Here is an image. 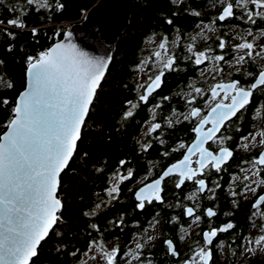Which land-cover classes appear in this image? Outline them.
I'll use <instances>...</instances> for the list:
<instances>
[{"label":"snow or ice","instance_id":"obj_1","mask_svg":"<svg viewBox=\"0 0 264 264\" xmlns=\"http://www.w3.org/2000/svg\"><path fill=\"white\" fill-rule=\"evenodd\" d=\"M0 3H3V0H0ZM26 5L36 7L37 11L40 8L53 7L48 0H26ZM249 5L252 6V10H249ZM234 7L244 10V15L247 17L245 23L254 25L258 18L264 19V0H235V3L225 2L216 20L225 22L234 18L236 15ZM62 8L63 5L57 0L55 10L59 11ZM12 11L15 12L16 9L13 8ZM24 11L21 10V16ZM6 23L9 27L21 29L26 27L20 16L9 19ZM0 24H4V21L0 20ZM5 32L9 36L14 35L8 32L7 28ZM36 32L37 29H32L33 36ZM247 35L252 37V41L241 37L242 42L234 47V51L241 53L235 57V65H242L246 60L255 61L256 57L264 59V45H260L257 51L254 43L256 36L250 29ZM261 36H264V30H261ZM70 37V32L64 33V39L68 40V43L57 42L36 57L28 58L26 88L19 94L11 108L6 131L0 134V264H30L31 259L38 254L39 245L57 223L58 212L62 207L56 195L58 178L76 150L89 106L104 76L106 61L89 58L70 42ZM218 47L223 50L226 41L220 39ZM159 49L161 51L153 53L155 57L160 58L162 51L167 55V38L159 44ZM188 52L191 53L190 59L194 58L193 63L197 66L209 59L214 62L225 60L223 55L209 57L205 51L195 52L192 45H189ZM174 64V56H167V59L162 61L159 73L154 77L149 76L147 85L142 86L144 91L139 96V101L144 103L149 101V97L161 86L164 70H172ZM222 71L223 69L217 67V75ZM248 75L253 74L249 72ZM213 79H216V76ZM7 87L11 88L12 85L9 83ZM258 89L264 91V68L258 71L253 77V82L247 87L239 80H218L213 83L208 89L209 95L205 100L209 105L207 113L202 115V109L192 107L190 112L183 116L186 121H197L192 128L196 136L195 142L187 147L182 159L170 165L159 178L136 191L137 208L143 209L145 202H162L161 184L172 176L178 178L175 185L178 189L186 181H193L198 192H205L207 190L205 180L197 177L204 175L207 169L222 171L223 166L234 155L232 150L223 146L224 140L231 137L217 134L221 133L222 128L233 117L251 104L254 92ZM194 92L204 95L202 89L198 87L194 88ZM194 100L195 97H192L187 102L192 104ZM2 103L8 105L9 101L4 99ZM136 106L131 104L132 108ZM132 115L133 112L129 110L125 113V118ZM160 127L159 123H153L148 129L149 134L156 132ZM242 139L250 140V143L242 145L245 150L256 147L257 143L261 149H264V130L250 133ZM217 141L221 145L218 151L214 152L205 146L209 142ZM179 147L183 149L185 145L181 143ZM194 156L197 158L193 161ZM124 163L121 161V166ZM247 163L250 166L247 172L250 174H245L243 181L248 183L243 184L242 192L234 191L232 196L246 197L251 193L255 197L251 205L254 210L253 216L259 214L264 218V193L258 192L259 188L264 187V150L258 151L257 155ZM131 176V172L127 176H119L118 182H123ZM235 179L241 178L237 176ZM216 187L220 186L216 185ZM114 193H118L116 186L111 187L108 192L109 196H113ZM184 214L194 217L196 222L201 219L196 215L193 207L185 208ZM205 215L211 219L217 213L212 208H208L205 209ZM261 227H264V224ZM234 228L235 225L228 222L219 228L212 227L204 231L202 234L204 246L193 249L192 256L185 261V264H214L213 252L208 246L214 243L219 233ZM246 239L247 246H244V252L253 254L256 251H264V234ZM165 244L171 256L178 255L171 240L165 241ZM142 247L141 243H136V250ZM98 251L105 264H116L117 248L109 252L100 246ZM128 254L132 255L133 259H139L134 252Z\"/></svg>","mask_w":264,"mask_h":264},{"label":"flooded vegetation","instance_id":"obj_2","mask_svg":"<svg viewBox=\"0 0 264 264\" xmlns=\"http://www.w3.org/2000/svg\"><path fill=\"white\" fill-rule=\"evenodd\" d=\"M185 2L187 0H177ZM198 6L188 5L184 11L193 16L190 18V26L186 31L181 32L179 26L171 33L179 36L175 48V64L172 70H164V77L173 72L187 71L189 74L181 87L172 90L169 94L159 93L160 90L154 92L147 103L139 101L137 96L136 104L140 106L147 104L159 105V111H175L180 117L179 119H165L172 125H186L188 128L187 136L183 139H134L136 143V151L133 153L123 154L115 164V167L106 173L104 188L110 189L113 186L118 187V193L113 196V212L115 223L111 227V235L104 238L100 236V242L111 241L114 248L118 249V257L116 264H176L188 260L192 256V250L203 247L202 234L204 231L212 227L219 228L232 222L235 228L228 232L219 233L214 243L208 247L212 249L214 264H226L230 256L242 253L244 246L247 245V239H253L263 233L264 218L259 214L253 216L251 208L255 197L248 193L245 195L232 196L234 191L240 193L243 190V181L245 174H250L247 169L250 167L247 161L254 158L261 149L257 143L256 147L245 150L242 145L250 143L242 137L249 136L250 133H256L264 130V91L256 90L254 92L252 102L244 110L239 112L233 119L221 130L217 135L231 137L223 142L224 147H228L233 151L234 155L231 160L223 166L222 171L216 172L215 169L205 170V174L198 176L197 179H204L207 190L203 193L197 191V186L193 181H186L181 188H176L177 177L172 176L166 178L161 184V200L152 203L145 202L143 209L137 208L138 201L135 199L134 192L141 185L151 181L159 176L161 171L169 164L179 160L187 146L194 140L195 133L192 128L197 123L196 120H184L183 116L187 115L192 107L202 109V115L207 113L209 105L205 103L209 93L208 89L218 80H239L245 87L253 82V77L259 70L264 68V59L256 57L255 61L246 60L242 65H235V57L241 53L234 51L236 44L242 42L241 37L252 41V37L247 35L250 29L256 36L254 41L257 51L259 46L264 45V36H261V30H264V19H257L256 24H248L244 21L247 19L244 10L234 7L235 17L225 22H219L216 17L222 10L225 2L235 3V0H198ZM249 10L252 6L249 5ZM242 17V18H240ZM208 26L211 33L207 35L205 32L198 30L200 27ZM163 35V36H164ZM164 36V37H166ZM226 41V47L221 50L218 47L219 40ZM189 45L193 46V50L205 51L209 57L215 55H223L224 61L214 62L211 59L205 61L199 66L190 59L191 53L188 52ZM210 50V51H209ZM217 67L223 71L217 75ZM239 69V70H238ZM160 71V70H159ZM158 71V72H159ZM251 72L253 75L249 76ZM157 73V72H156ZM216 76V79L213 77ZM191 81V84H190ZM163 84V83H162ZM201 88L204 95H198L194 92V88ZM167 97V99H164ZM195 97L192 104L187 101ZM142 129V128H141ZM141 132V130H140ZM139 132V135H140ZM163 133L166 131L159 128L152 134ZM138 135V138H139ZM146 138V136H145ZM183 143L185 148L181 149L179 145ZM152 144L159 146L157 155L149 152ZM145 146L146 149H145ZM212 151H218L221 146L219 141L209 142L205 145ZM164 157L169 159L163 165L158 164L157 159L153 156ZM130 157V158H129ZM139 160H134L133 158ZM197 157H193V161ZM125 163L121 166L120 162ZM195 167V164H193ZM131 172L132 176L118 182L119 176H127ZM239 176L241 179L236 180ZM219 185L220 187H216ZM193 191L196 194L197 202L189 199L187 193ZM258 192H264V187L259 188ZM112 196V197H113ZM190 206L196 210V215L201 217L196 222L194 217H186L184 214L185 207ZM212 208L217 215L209 219L205 215V209ZM168 223V228H167ZM153 231L157 241L155 245H148L145 239L148 238ZM135 239L137 243L143 245L142 249L132 251ZM171 240L178 253L177 256H171L167 251L165 241ZM134 252L139 259H133L128 253Z\"/></svg>","mask_w":264,"mask_h":264},{"label":"trees","instance_id":"obj_3","mask_svg":"<svg viewBox=\"0 0 264 264\" xmlns=\"http://www.w3.org/2000/svg\"><path fill=\"white\" fill-rule=\"evenodd\" d=\"M95 1L59 0L63 5L59 11L55 10L57 0H48L53 7L38 11L36 7L26 5V0H3L0 3V20L4 21L0 24V77L4 79V86L0 88V134L6 129L11 108L25 86L28 58L36 57L59 40L66 29L64 24L80 20ZM199 3L198 0L183 3L177 0H139L136 4L96 89L76 150L59 176L56 194L62 204L59 219L39 245L38 254L30 264H79L83 252L99 241L101 235L104 238L111 235L115 220L113 197L103 187L106 173L115 167L123 154L136 151L134 139L138 138L144 122L149 118L147 104L136 106L132 110L133 115L125 118L131 104H136L137 100L133 71L141 59L143 44L154 33L162 31L169 34L178 26L181 32L186 31L193 16L184 9ZM22 9L25 11L21 16ZM17 16L26 25L25 28L7 25L9 19ZM6 28L14 35H7ZM34 28L37 29L35 36L32 35ZM188 74L183 70L168 74L159 93L169 94L181 87ZM9 83L11 88L7 87ZM4 99L9 101L8 105H3ZM168 113L170 111H160L157 118L162 121L163 115ZM163 128L166 134H151L144 139H182L183 132H188L186 125ZM158 151L159 146L152 144L149 152L157 155ZM156 155L153 159H157L160 165L169 161ZM166 226L168 228V223ZM226 264L243 263L234 255L228 258ZM244 264H264V255Z\"/></svg>","mask_w":264,"mask_h":264},{"label":"water","instance_id":"obj_4","mask_svg":"<svg viewBox=\"0 0 264 264\" xmlns=\"http://www.w3.org/2000/svg\"><path fill=\"white\" fill-rule=\"evenodd\" d=\"M138 1L139 0H96L86 10L83 17L80 20L73 22L70 25V27L65 29V31L62 34V37L59 40L52 43L49 46V48L53 44L60 42V41H64L65 43H68L69 41L64 39V33L70 32L71 33L70 42L75 44L79 51L86 53L89 58H92L95 60L106 61V68H105V72H106V70L110 64L111 56L114 52L115 44L118 40V37L126 29L128 23H129L130 16H131L136 4L138 3ZM105 72H104V74H105ZM158 73L159 72L155 73L152 77H154ZM163 77H164V75H163ZM163 77H162V83H163ZM147 83L144 86H146ZM162 83H161V86H162ZM26 84H27V68L25 70V86L18 93L16 99L18 98L19 94L25 90ZM161 86L156 91H158L161 88ZM143 91H144V87L142 89V93H143ZM16 99H15V101H16ZM89 108H90V106H89ZM4 131H6V129ZM195 138H196V136L193 138L194 140L188 146H191L195 142ZM186 151H187V148H186L185 152ZM185 152H184V154H185ZM182 158H183V156L180 159H182ZM179 160H177V161L169 164L168 166H166L161 171V173L159 174L158 177L152 179L151 181H149L145 184H149L153 180L159 178L162 175V173L170 165L178 162ZM145 184L141 185L139 188L143 187ZM58 186H59V184H58ZM139 188H137L136 191L139 190ZM136 191L134 192V196H135ZM187 207H190V206H187ZM187 207H185V208H187ZM61 208L58 212V216L60 214ZM186 217H188V216H186ZM55 225L53 226V228L51 230L54 229ZM51 230H50V232H51ZM185 261H183L181 263H176V264H185Z\"/></svg>","mask_w":264,"mask_h":264},{"label":"rangeland","instance_id":"obj_5","mask_svg":"<svg viewBox=\"0 0 264 264\" xmlns=\"http://www.w3.org/2000/svg\"><path fill=\"white\" fill-rule=\"evenodd\" d=\"M198 30H200L201 32H205L207 35L211 33V29L209 27H200ZM163 35L164 34H162L161 32L151 34L145 40L143 44V48L141 50V59L133 71V82L135 84V89L137 91L136 98L138 94L141 92V90L143 89L142 86H144L149 81V76H153L156 72H158L162 68V61L166 60L167 56H174L175 58V55H176L175 48H176L179 36L176 33H173L167 36L164 35L166 37H164ZM165 38H167V48H168L167 55H165L162 51L161 57L157 58L153 55V53H155L156 51H161L159 49V44ZM193 51L198 52L197 50H193ZM190 84H191V81H190ZM3 86H4V79L0 77V88H3ZM135 108L131 107L129 110L132 111ZM158 113H160V111L156 105H150L148 107L149 118L144 122L139 138L137 139H142L143 137L145 138V136L147 137L148 135H151L152 133L149 134L148 129L151 127L153 123H159L161 125L160 128L165 130L163 127H171V124H169L168 122H164L165 119H171V118L179 119L180 117V115L177 112L171 111L170 113L165 114L166 116V118L164 116L165 119H162V121H160L159 118H157ZM182 136H183V139H185V137L187 136V132H183ZM187 195L188 197H191L192 200L197 202V198L195 197L196 194L193 191H189ZM152 232L153 231L149 230L147 233H150L148 238L152 237L153 239L149 240L147 238L144 240L145 243L150 246L155 245L157 241L156 239L157 237L155 236V234H152ZM262 234H264V230ZM137 241L138 239H135L132 246H130V249L132 251L135 249ZM100 243L101 244H98V241H96L94 245H90L87 248V250L83 252L79 264H105V261L103 260L100 252L98 251V248L100 246H103V249L105 251L110 252L114 248V246L111 241L100 242ZM262 255H264V251H256L253 254H249V253L242 251V253L239 255V262L244 264V262H247L250 259L262 257ZM93 257H95V259H93Z\"/></svg>","mask_w":264,"mask_h":264},{"label":"built area","instance_id":"obj_6","mask_svg":"<svg viewBox=\"0 0 264 264\" xmlns=\"http://www.w3.org/2000/svg\"><path fill=\"white\" fill-rule=\"evenodd\" d=\"M64 25H65V27L67 29L68 27H70L71 24L70 23H65Z\"/></svg>","mask_w":264,"mask_h":264}]
</instances>
